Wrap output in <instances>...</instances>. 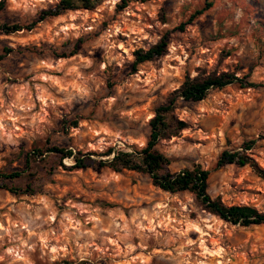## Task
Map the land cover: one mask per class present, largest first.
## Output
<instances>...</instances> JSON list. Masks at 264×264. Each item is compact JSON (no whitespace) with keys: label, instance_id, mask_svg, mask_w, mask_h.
Segmentation results:
<instances>
[{"label":"rangeland","instance_id":"1","mask_svg":"<svg viewBox=\"0 0 264 264\" xmlns=\"http://www.w3.org/2000/svg\"><path fill=\"white\" fill-rule=\"evenodd\" d=\"M122 1L49 18L31 32L0 31V179L22 172L16 184L35 191L0 189V264H264V225L225 223L193 195L164 192L143 174L73 169V160L62 166L49 155L51 147L83 154L144 147L155 109L186 75L236 71L256 86L179 101L175 113L188 128L159 150L172 172L208 170L211 197L264 212L263 179L248 166L217 167L224 151L254 141L248 153L264 169V0H214L193 22L212 0H127L124 9ZM59 2L0 0V26L29 25ZM69 25L76 27L62 30ZM165 35L166 54L135 72L133 53ZM37 150L46 168L27 163Z\"/></svg>","mask_w":264,"mask_h":264},{"label":"trees","instance_id":"2","mask_svg":"<svg viewBox=\"0 0 264 264\" xmlns=\"http://www.w3.org/2000/svg\"><path fill=\"white\" fill-rule=\"evenodd\" d=\"M105 0H60L52 9L40 14L37 21L29 24L1 25L0 31L6 35L16 34L22 31L31 32L39 23L51 18H58L68 12L79 10L94 11ZM124 9L128 1L123 0ZM214 6V0L207 1L201 9L191 15L190 22L195 21L204 15ZM169 38L167 35L162 37L158 43L149 49H138L133 53L134 71L138 67L155 59L161 58L167 52ZM7 52H11L7 50ZM74 54V53H73ZM73 55H67L70 57ZM230 56V53L223 55V60ZM250 76L240 78L236 71H220L218 69L208 71L207 69L199 70L198 75L193 78L186 75L184 81L178 89L173 91L167 97L164 104L158 106L154 111V116L149 120V135L144 147L138 148L132 146L131 149L109 148L103 153L83 154L73 152L59 147L48 149L50 156L57 158L58 163L62 165L64 159H71L75 163L73 169H87L90 167L103 169L107 168L115 173L124 171H133L146 175L150 178L153 186L160 190L170 193H189L194 196L196 202L203 211L211 214L220 220L233 226L244 228L264 225V212L250 205H228L223 200L213 198L208 193L210 172L205 170L201 165L194 164L180 172L170 170L171 161L165 156L159 147L162 142L170 141L179 137L182 131L188 128V124L179 120L176 116V108L179 101L186 103H199L206 99L208 94L213 90H223L231 85H239L241 88L255 87L254 83H246L244 80ZM254 146V141L245 144L242 151H224L217 162V167L235 165L238 167H250L253 172L264 180V169L248 153ZM96 156L97 159H93ZM40 158V159H39ZM27 163L31 166L43 167L49 166L46 157H43L41 151L27 155ZM64 166V165H62ZM34 168V167H33ZM54 170V167L50 169ZM37 172L34 171L33 174ZM22 172L5 173L1 175V187L5 191L16 195H34L35 191L27 183L23 186L17 185L16 182L23 180Z\"/></svg>","mask_w":264,"mask_h":264},{"label":"clouds","instance_id":"3","mask_svg":"<svg viewBox=\"0 0 264 264\" xmlns=\"http://www.w3.org/2000/svg\"><path fill=\"white\" fill-rule=\"evenodd\" d=\"M37 2H38V0H37ZM108 2L114 5L115 3L118 2V0H108ZM84 16H85V19H87V14H84ZM71 19L75 20L76 19V16L75 15L71 16ZM75 27H76V25H69L68 28H65V29H62V30L65 31V32H67L69 28H75ZM91 30H92L91 28L85 29V31H91ZM119 31H120V29L119 28H116V32H119ZM57 35H58V33H57ZM114 47H121V48H123L124 46L123 45H114ZM41 66L50 67L51 65L45 64V62L42 61L41 62ZM103 67H106V65H103L102 68ZM192 75H193V78H195L198 74L195 73V72H193ZM38 79H46V80H49V79H51V77H38ZM173 87L174 88L175 87H179V85L176 84V85H173ZM3 127H4V125L2 123H0V131L3 130ZM8 138H9V140H11V135H9ZM25 227H27V225H25Z\"/></svg>","mask_w":264,"mask_h":264}]
</instances>
